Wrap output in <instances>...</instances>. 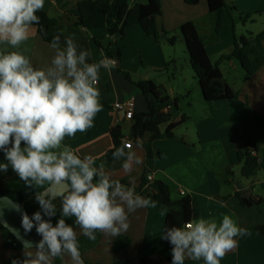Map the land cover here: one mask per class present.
<instances>
[{
	"label": "crops",
	"instance_id": "0c3cea01",
	"mask_svg": "<svg viewBox=\"0 0 264 264\" xmlns=\"http://www.w3.org/2000/svg\"><path fill=\"white\" fill-rule=\"evenodd\" d=\"M81 1L84 0H44V7L40 11L58 20V25L51 32L53 36L61 35L62 46L65 37L71 36L78 50L91 51L88 62H99L107 57L115 60L116 66L110 72L103 68L100 70L98 88L102 110L95 117L94 126L86 132H77L74 137H65L64 146L71 147L81 158L93 156L95 167L103 165L112 179L125 181L128 187L134 185L136 193L149 201L152 200V193L157 191L156 183L160 181L169 187L173 201L183 197L181 192L191 198L196 220H215L219 224L224 215L232 216L249 235L236 237L237 247L228 252L220 264H264V238L257 231V227L264 225V65L254 75L246 77L237 60L221 64L223 79L235 98L207 102L190 65L180 32L182 26L192 22L204 41L211 62L216 64L222 55L233 51L238 39L235 19L226 13L221 32L216 35L218 16L210 12L207 0H198L195 5H188L185 0H160L162 14L157 18L158 42L148 37L139 25L129 27L124 38L116 39L110 38L106 29L84 30L75 26L77 5ZM109 1L115 5L118 0ZM234 1L226 0L230 6L235 4ZM145 2L129 0V9L133 10ZM250 2L243 5L241 11L262 10L258 0ZM171 37H176L175 45L169 44ZM111 43L114 46L109 47ZM49 45L39 35L37 28L32 27L29 39L20 49L9 48V51H21L34 67L42 69L50 65L55 55ZM255 45L256 42H253L252 46ZM177 53H181L183 58ZM261 53L264 54V41L261 43ZM225 68L230 69L228 77L225 76ZM127 74L132 82L126 79ZM138 81H152L166 90L170 99L171 123L179 125L173 131V138L154 139L151 132L136 137L132 122L125 118L123 112L115 110L116 103L133 99L135 114L148 112L147 101L134 84ZM167 127L168 124L161 127L162 134ZM114 130L121 132L118 145L113 140ZM125 143H131L132 150L143 161L140 165H134L131 173L123 171V160L108 158L111 150ZM250 145L255 146L262 159L257 175L247 179L242 176L238 154ZM2 163H7L4 154H0ZM11 170L10 167L7 172L0 171L3 189L21 193L25 200L19 203L0 195V264H5L12 256L23 258L24 251L35 253L34 244L41 237L35 228L30 233L24 232L21 214L15 207L20 205L22 211L31 217L39 210L35 192L49 187L46 184L44 188L30 189L13 170L9 172ZM148 176L152 177L151 181ZM145 178L147 185H144ZM241 199L261 200L262 204L260 207H243ZM54 203L58 209L56 217L52 219L55 225L60 218L59 196ZM166 217L167 211L151 204L130 213L129 229L120 235L131 240L127 255L113 253L115 240L119 236L112 237L100 232L98 244L81 256L84 264H141L142 259L148 264H169L171 248L160 238ZM65 219L66 223L71 224L68 218ZM73 227L77 238H81L80 228ZM61 260L62 264H71L67 254ZM185 264L206 262L202 258H186Z\"/></svg>",
	"mask_w": 264,
	"mask_h": 264
},
{
	"label": "clouds",
	"instance_id": "9594fccd",
	"mask_svg": "<svg viewBox=\"0 0 264 264\" xmlns=\"http://www.w3.org/2000/svg\"><path fill=\"white\" fill-rule=\"evenodd\" d=\"M44 0H0V151L9 166L28 188H48L35 192L39 210L30 217L20 205L21 227L25 233L33 228L41 239L34 244L35 253L23 252V259L11 264H53L54 258L70 257L71 264H84L77 232L65 218L91 241L95 233L118 237L129 229L128 217L138 209L157 206L128 187L114 180L104 166L95 167V158L77 155L64 146L65 137L86 132L102 110L98 88L101 68L109 72L116 61L107 57L88 62L90 50H78L71 36L53 37L54 50L50 65L34 67L20 49L29 39L32 26L39 24L37 12ZM23 144V146H22ZM130 143L113 152L115 160H123L125 173L143 163ZM59 188V191L54 189ZM60 198V218L55 225ZM45 217L47 219H45ZM249 235L230 215L219 224L215 220L198 219L182 227H165L160 238L171 245V264H185V259H203L206 264H220L221 259L237 247L238 236Z\"/></svg>",
	"mask_w": 264,
	"mask_h": 264
},
{
	"label": "trees",
	"instance_id": "16d2710c",
	"mask_svg": "<svg viewBox=\"0 0 264 264\" xmlns=\"http://www.w3.org/2000/svg\"><path fill=\"white\" fill-rule=\"evenodd\" d=\"M188 5H195L198 0H185ZM209 10L218 16L216 23V35H219L223 26V18L226 13H229L233 19V12L240 13L235 5H228L226 0H207ZM162 14V5L160 0H146L144 4L138 5L135 9H129V0H118L115 5H112L109 0H84L77 5V17L75 26L78 29L84 30H99L106 29L110 38L122 39L126 35V30L129 27L139 25L143 32L148 36L159 41L160 35L157 26V18ZM40 17L39 24H34L32 27L37 28L39 35L48 43L51 44L53 39L52 29L58 25V20L50 18L45 12H37ZM246 18H250L247 15ZM181 36L185 42L187 53L189 56L190 65L195 72L199 81L204 99L207 102L220 100H231L235 96L223 79L220 69L221 64L231 60H237L246 73V77L254 75L264 65V54L261 53V43L264 41V31L260 34L250 37L242 36L236 39L233 51L230 54H224L220 57L216 64H213L207 54L203 39L200 37L196 26L190 22L185 24L180 29ZM167 34V33H166ZM169 44L175 45L176 37L168 39ZM256 42L255 46L252 43ZM114 46L112 43L109 47ZM120 55V51H119ZM126 79L132 82L127 74ZM144 95L149 110L147 113L135 114L130 120L136 137H142L145 133L151 132L154 134V139H170L174 137L173 131L179 126L171 123V115L165 112L164 109L169 105V97L164 88L158 87L152 81H138L134 83ZM176 103V102H175ZM168 124L167 131L162 134L161 127ZM115 145H118L121 138V132L114 130L112 132ZM108 153L109 159L113 158V152ZM0 154H3L0 151ZM264 158V156H263ZM262 157L257 153L254 145L248 146L244 151L238 154V160L242 164V176L247 179L254 178L260 170ZM11 166H9L10 168ZM9 172H13L12 170ZM10 174V173H9ZM1 175V174H0ZM0 176V195L13 200L15 202H23L25 197L18 192H12L3 189ZM147 182V183H146ZM126 185L125 181H121ZM148 184L147 178L144 179V185ZM157 191L152 193L151 201H156V208L167 211L165 227L173 225L182 227L185 222L197 219V214L193 208L191 198L183 196L180 200L173 201L170 195L169 187L158 181L156 183ZM262 201L255 202L254 200L241 199L243 207L256 205L260 207ZM74 217L68 218L69 222L74 224ZM257 231L264 238V225L257 227ZM96 240L91 241L87 237L82 236L78 239L79 250L81 256L88 250L94 248L100 240V232L95 233ZM167 245H171L166 241ZM131 246V240L125 236H119L114 243L113 253L115 255L126 256ZM12 259H23L22 257L12 256L5 264H11ZM172 254L169 257L171 264ZM53 264H62L61 258H54ZM141 264H148L142 259Z\"/></svg>",
	"mask_w": 264,
	"mask_h": 264
},
{
	"label": "rangeland",
	"instance_id": "374dc122",
	"mask_svg": "<svg viewBox=\"0 0 264 264\" xmlns=\"http://www.w3.org/2000/svg\"><path fill=\"white\" fill-rule=\"evenodd\" d=\"M235 4L232 3V5H235L237 9L240 11L241 15L239 13L236 14V12H233L235 24H236V37L240 39L242 36L250 37L256 36L264 31V0H258L259 6L262 10L259 11H241L243 5L251 4L250 0H235ZM247 15H250V18H246ZM181 37V36H180ZM186 49V47H185ZM178 52V51H177ZM180 58H183V55L181 53H177ZM225 76L228 77V71L230 72V69L227 70L225 68ZM195 73V72H194Z\"/></svg>",
	"mask_w": 264,
	"mask_h": 264
},
{
	"label": "built area",
	"instance_id": "2783aa9c",
	"mask_svg": "<svg viewBox=\"0 0 264 264\" xmlns=\"http://www.w3.org/2000/svg\"><path fill=\"white\" fill-rule=\"evenodd\" d=\"M134 105H135V102H134L133 99H131L128 102H125V103H116L114 105V108L117 111L123 112L124 115H125V118L127 120H131L133 118V116H134ZM164 111L165 112H169V107L167 106L164 109ZM148 180L151 181L152 180V177L151 176H148ZM181 195L182 196H185L186 194L184 192H181Z\"/></svg>",
	"mask_w": 264,
	"mask_h": 264
}]
</instances>
